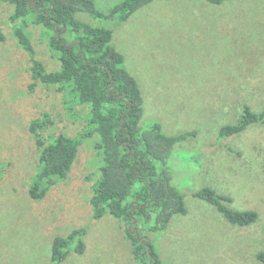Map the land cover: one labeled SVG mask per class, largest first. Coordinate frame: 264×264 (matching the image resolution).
<instances>
[{"label": "rangeland", "instance_id": "rangeland-1", "mask_svg": "<svg viewBox=\"0 0 264 264\" xmlns=\"http://www.w3.org/2000/svg\"><path fill=\"white\" fill-rule=\"evenodd\" d=\"M121 1L93 0L107 15ZM12 10L0 1V264H48L53 238L75 228L85 229V250H70L60 264H138L125 229L135 231L141 217L129 223L109 214L92 218L94 138L79 146L66 180L42 199L28 195L39 155L30 120L47 116L45 136L76 135L87 125V110L77 105L68 114L53 86L28 90V55L11 36ZM76 16L112 29V43L142 91V124L156 120L167 134L194 132L166 162L186 213L173 215L160 231L145 226L161 264H262L257 253L264 247V123L222 139L217 132L235 122L244 106L264 108V0H153L123 22L85 12ZM27 31L38 57L55 68L47 32L35 25ZM205 186L229 195L233 209L255 210L256 222L231 225L193 194Z\"/></svg>", "mask_w": 264, "mask_h": 264}, {"label": "trees", "instance_id": "trees-1", "mask_svg": "<svg viewBox=\"0 0 264 264\" xmlns=\"http://www.w3.org/2000/svg\"><path fill=\"white\" fill-rule=\"evenodd\" d=\"M0 1L13 6L8 23L11 36L28 55L31 78L28 90L33 91L39 84L53 86L60 93L68 114L72 115L77 105L87 110V125L76 135L58 132L45 136L43 131L50 123L47 116L30 120L28 129L39 155L28 195L32 199H42L51 187L66 180L79 146L94 138L92 148L98 164L89 198L92 218L109 214L129 223L139 215L141 220L136 230L125 229L133 258L138 264H161L145 226L148 230L160 231L173 215L186 213L184 194L171 183L166 162L175 145L194 132L167 134L156 120L142 124V91L136 78L124 66L123 54L112 43V29L76 16L85 12L96 18L115 17L123 22L153 0H122L108 15L96 10L93 0ZM206 1L221 4L229 0ZM31 25L41 26L45 34L47 32L48 39H44L56 62L55 68H47L38 57L27 31ZM259 123H264V108L254 112L244 106L235 122L218 128V138L237 135ZM193 194L213 204L231 225L247 226L257 220L255 210L229 207V195L209 186ZM84 234V228H75L65 236L54 237L48 264H60L70 250L82 254ZM257 258L264 264V247Z\"/></svg>", "mask_w": 264, "mask_h": 264}]
</instances>
